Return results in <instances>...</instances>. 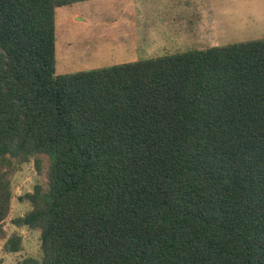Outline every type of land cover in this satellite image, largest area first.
<instances>
[{"label":"trees","instance_id":"obj_1","mask_svg":"<svg viewBox=\"0 0 264 264\" xmlns=\"http://www.w3.org/2000/svg\"><path fill=\"white\" fill-rule=\"evenodd\" d=\"M75 1L0 0V224L7 169L50 160L23 264H264V38L58 73Z\"/></svg>","mask_w":264,"mask_h":264},{"label":"rangeland","instance_id":"obj_2","mask_svg":"<svg viewBox=\"0 0 264 264\" xmlns=\"http://www.w3.org/2000/svg\"><path fill=\"white\" fill-rule=\"evenodd\" d=\"M57 72L72 73L167 53L264 38V0H77L57 8ZM14 161L7 169L12 194L0 224V264L41 259V230L13 220L33 206L26 194L49 188L48 155ZM12 236L21 250L7 249Z\"/></svg>","mask_w":264,"mask_h":264}]
</instances>
